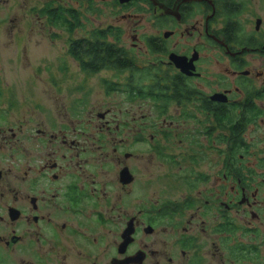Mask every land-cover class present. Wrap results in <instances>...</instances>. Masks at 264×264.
<instances>
[{"label": "flooded vegetation", "instance_id": "flooded-vegetation-1", "mask_svg": "<svg viewBox=\"0 0 264 264\" xmlns=\"http://www.w3.org/2000/svg\"><path fill=\"white\" fill-rule=\"evenodd\" d=\"M85 1L149 28L99 109L0 76V264H264V0Z\"/></svg>", "mask_w": 264, "mask_h": 264}, {"label": "rangeland", "instance_id": "rangeland-1", "mask_svg": "<svg viewBox=\"0 0 264 264\" xmlns=\"http://www.w3.org/2000/svg\"><path fill=\"white\" fill-rule=\"evenodd\" d=\"M46 3V0L0 2V76L8 78L9 84H12L11 81L19 82L27 101H35V93L38 92L46 100L49 96L54 97V105L57 107L67 106L74 91H70L71 87L79 84L80 80L89 78V106L99 109V99H104V95L99 92V78H113L114 73L91 75L83 72L79 63L68 54L71 39L88 37L91 31L109 25H131L144 32L149 28L148 20L139 17L141 19L130 24L122 21L119 16H113L106 4L99 15V2L93 1L91 4L85 0H60V5L76 8L83 13L81 26L73 34H69L66 30L53 26L48 15L42 12ZM88 4L93 7L88 8ZM126 40L130 44L131 40ZM48 78H55L56 89L50 88ZM35 79L43 82L35 83L36 88H33L30 81ZM119 99L117 97L113 101ZM27 106L32 105L29 103ZM107 151L112 154L110 147H107Z\"/></svg>", "mask_w": 264, "mask_h": 264}, {"label": "trees", "instance_id": "trees-1", "mask_svg": "<svg viewBox=\"0 0 264 264\" xmlns=\"http://www.w3.org/2000/svg\"><path fill=\"white\" fill-rule=\"evenodd\" d=\"M46 7L42 10L48 15L53 26L66 30L69 34L81 26V18L74 12L59 4V0H46ZM57 5V6H56ZM108 31L93 30L88 37L71 39L68 54L75 59L81 70L87 74H98L103 69L118 70V56L109 42H107Z\"/></svg>", "mask_w": 264, "mask_h": 264}]
</instances>
